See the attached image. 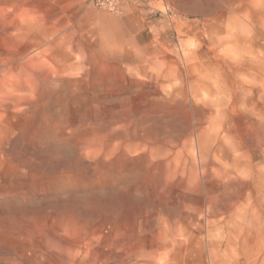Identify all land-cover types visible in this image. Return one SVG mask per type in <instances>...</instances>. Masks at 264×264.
<instances>
[{"label": "rangeland", "instance_id": "rangeland-1", "mask_svg": "<svg viewBox=\"0 0 264 264\" xmlns=\"http://www.w3.org/2000/svg\"><path fill=\"white\" fill-rule=\"evenodd\" d=\"M246 255L264 259V0H0V264Z\"/></svg>", "mask_w": 264, "mask_h": 264}, {"label": "built area", "instance_id": "built-area-1", "mask_svg": "<svg viewBox=\"0 0 264 264\" xmlns=\"http://www.w3.org/2000/svg\"><path fill=\"white\" fill-rule=\"evenodd\" d=\"M132 0H89V4L99 10H103L110 13H120L125 3H129Z\"/></svg>", "mask_w": 264, "mask_h": 264}, {"label": "crops", "instance_id": "crops-1", "mask_svg": "<svg viewBox=\"0 0 264 264\" xmlns=\"http://www.w3.org/2000/svg\"><path fill=\"white\" fill-rule=\"evenodd\" d=\"M132 2H133V0L129 3H125L124 7L120 13L126 12L131 7ZM238 253L245 254L242 251L238 252ZM254 261H255V263H252L251 258L247 255L241 256V257L237 256L236 260L235 259L232 260V264H264V259H262V258L255 259Z\"/></svg>", "mask_w": 264, "mask_h": 264}, {"label": "bare ground", "instance_id": "bare-ground-1", "mask_svg": "<svg viewBox=\"0 0 264 264\" xmlns=\"http://www.w3.org/2000/svg\"><path fill=\"white\" fill-rule=\"evenodd\" d=\"M13 64H15V63H13ZM75 256V255H74Z\"/></svg>", "mask_w": 264, "mask_h": 264}]
</instances>
